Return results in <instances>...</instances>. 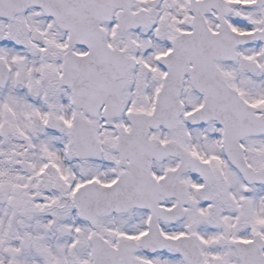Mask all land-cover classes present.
I'll return each instance as SVG.
<instances>
[{"label": "snow or ice", "instance_id": "obj_1", "mask_svg": "<svg viewBox=\"0 0 264 264\" xmlns=\"http://www.w3.org/2000/svg\"><path fill=\"white\" fill-rule=\"evenodd\" d=\"M0 264H264V0H0Z\"/></svg>", "mask_w": 264, "mask_h": 264}]
</instances>
